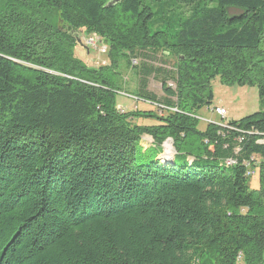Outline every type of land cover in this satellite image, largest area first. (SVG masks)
<instances>
[{
  "label": "trees",
  "instance_id": "1",
  "mask_svg": "<svg viewBox=\"0 0 264 264\" xmlns=\"http://www.w3.org/2000/svg\"><path fill=\"white\" fill-rule=\"evenodd\" d=\"M149 1L0 0V264H264V111L195 117L216 78L264 98V0H178L177 20ZM123 60L163 115L119 108Z\"/></svg>",
  "mask_w": 264,
  "mask_h": 264
},
{
  "label": "rangeland",
  "instance_id": "2",
  "mask_svg": "<svg viewBox=\"0 0 264 264\" xmlns=\"http://www.w3.org/2000/svg\"><path fill=\"white\" fill-rule=\"evenodd\" d=\"M164 6H160L159 3L153 4L149 1L148 5L151 6L155 13H157L156 19L159 17H163V14H167V16H173V20H177L181 17L182 14L187 13V7L179 2L178 0H164ZM231 14H237L238 12L235 10L230 11ZM167 26H163L162 28H166ZM83 46H87L91 49L85 50L84 47L79 46L75 54L76 56L84 61L86 64L99 67L105 66L109 64V60L106 56L105 46L97 43L95 39L90 41L89 38L84 37ZM161 58L157 57V60L153 59L149 61L152 65L159 67L162 65ZM174 63V58L169 60V64L172 65ZM168 64V65H169ZM137 70H132L128 68V65L125 60L119 66V77H118V86L122 90L117 95V103L120 109L124 111H135L146 110L153 111L155 114L163 115L161 112L164 110L162 105H151L145 101L136 100V93L139 92L141 77L138 75ZM147 91L157 96L161 101L164 98V92L162 89V85L160 82L154 80L153 78L148 79ZM172 84L171 82H169ZM214 101L213 104L204 108L195 116L198 119L199 129L205 130L208 126V122L214 124L227 123L229 121H239L243 118H246L252 114H255L260 111H264V98H261L257 88L252 87H238V86H225L220 82V78H216L212 82ZM164 105V104H163ZM217 107H223L227 110V117L222 119L217 116L216 109ZM161 111V112H160ZM217 114V115H216ZM139 126H154L157 122L153 119H141L136 120L135 122ZM141 145L143 149H149L153 146V139L149 136H144L141 141ZM173 147V146H172ZM162 153L157 157L161 162V158L164 155H167L171 162H173L176 154H168L165 150L166 144L164 143L161 146ZM171 149V147H169ZM165 157V156H164ZM172 159V160H171ZM163 164V162H161ZM251 189H259V176H256L250 181Z\"/></svg>",
  "mask_w": 264,
  "mask_h": 264
},
{
  "label": "bare ground",
  "instance_id": "3",
  "mask_svg": "<svg viewBox=\"0 0 264 264\" xmlns=\"http://www.w3.org/2000/svg\"><path fill=\"white\" fill-rule=\"evenodd\" d=\"M173 142H174V141H173ZM172 146L174 147V145L172 144V142L169 141V143L166 144V148H167V149H166L165 151H166L168 154H173V153H174V155H175V150H174V148H173ZM169 147H171V149H169ZM164 156H165V157H164ZM164 156L162 157V162H163V163L171 162L167 155H164ZM171 160H172V159H171Z\"/></svg>",
  "mask_w": 264,
  "mask_h": 264
},
{
  "label": "built area",
  "instance_id": "4",
  "mask_svg": "<svg viewBox=\"0 0 264 264\" xmlns=\"http://www.w3.org/2000/svg\"><path fill=\"white\" fill-rule=\"evenodd\" d=\"M174 111V110H173ZM216 112L219 116H225L227 114V112L224 110V109H221V108H217L216 109ZM250 176H254V173H250L249 174Z\"/></svg>",
  "mask_w": 264,
  "mask_h": 264
},
{
  "label": "water",
  "instance_id": "5",
  "mask_svg": "<svg viewBox=\"0 0 264 264\" xmlns=\"http://www.w3.org/2000/svg\"><path fill=\"white\" fill-rule=\"evenodd\" d=\"M169 141H171L172 144L174 145V142H173L172 139H168V140L165 142V144L169 143ZM173 148H174V150H175V147H173ZM175 154H177L176 150H175ZM163 164H164V163H163ZM167 164H169V162H168ZM167 164H166V165H167Z\"/></svg>",
  "mask_w": 264,
  "mask_h": 264
},
{
  "label": "crops",
  "instance_id": "6",
  "mask_svg": "<svg viewBox=\"0 0 264 264\" xmlns=\"http://www.w3.org/2000/svg\"><path fill=\"white\" fill-rule=\"evenodd\" d=\"M221 108H223V107H221Z\"/></svg>",
  "mask_w": 264,
  "mask_h": 264
}]
</instances>
